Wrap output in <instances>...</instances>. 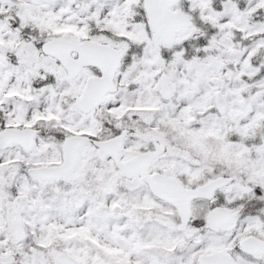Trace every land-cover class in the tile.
<instances>
[{
  "label": "snow or ice",
  "instance_id": "snow-or-ice-1",
  "mask_svg": "<svg viewBox=\"0 0 264 264\" xmlns=\"http://www.w3.org/2000/svg\"><path fill=\"white\" fill-rule=\"evenodd\" d=\"M0 264H264V0H0Z\"/></svg>",
  "mask_w": 264,
  "mask_h": 264
}]
</instances>
